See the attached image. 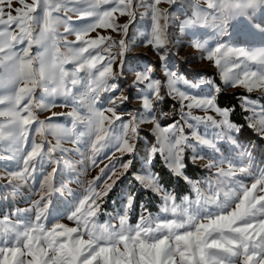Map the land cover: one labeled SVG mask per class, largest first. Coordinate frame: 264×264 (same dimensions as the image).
<instances>
[{
  "label": "snow or ice",
  "instance_id": "1",
  "mask_svg": "<svg viewBox=\"0 0 264 264\" xmlns=\"http://www.w3.org/2000/svg\"><path fill=\"white\" fill-rule=\"evenodd\" d=\"M13 3L14 0H0V29L16 24L23 28L22 20L30 23L29 17L39 19L35 15L38 9L39 12L46 10L49 20L63 23L69 32L75 33L80 50L87 53L86 66L96 68L99 77L107 82L106 91H118L120 86L116 81L125 71L134 72L133 84L145 86L142 107L146 113H132L125 120L117 111L118 104L129 99L123 94L113 99L108 107H100L94 121L96 134L91 140L90 164L98 167L96 157L109 145L113 154L108 157L109 163L99 168V174L88 182L78 205L66 217L75 226L61 221L47 222L53 194L67 191L64 187H53L57 172L53 167L43 175L28 207L17 209L12 216H0V264H264V167L251 171L252 152L236 145L235 159L213 158L206 165L215 170L212 179L192 180L184 175L186 149L192 147L195 152L198 148H206L215 152L218 141L236 144L234 134L239 133L241 127L230 119L235 108L218 105L217 96L222 89L214 81L204 78L190 81L165 65L168 95L178 101L180 118L161 128L155 114V105L164 100L161 80L152 77L150 67L138 71L136 58L127 56L133 41L123 37L128 35L136 8H145L144 14L150 16L147 43L159 50L165 45L172 19L170 10L160 5L175 4L176 0H33L32 4L27 0H15L18 7H13ZM204 3L206 8L194 5L193 16L185 21L186 24L199 23L205 13L218 16L219 10H224L235 17L264 6V0H204ZM73 16L87 23L74 27L71 24ZM118 17H127V22L118 23ZM254 28L264 33V23L255 24ZM97 29L118 32L122 38L117 41L111 35L100 34ZM94 32L93 37L91 33ZM194 46L203 49L205 58L220 68L226 83L243 87L249 93L255 89L264 91V48L246 50L224 43L208 48L197 41ZM114 47H118L119 52L113 53ZM160 58L166 59L163 55ZM229 64L242 74L229 76L226 71ZM251 65L258 66V70L251 71ZM178 83L184 90L177 87ZM240 99L241 109L249 113L245 117L248 126L264 137V104L249 97ZM194 109L204 115H194ZM3 115L0 113V117ZM61 115L75 118L74 113ZM9 119L10 124L0 122V141L5 142L0 145V161L13 159L14 145L26 148V151L21 166L14 171L5 169L6 174L0 176V180L19 188L29 183L45 164L52 163L51 154L57 149L62 153L68 150L62 148L63 136L59 132L55 136L56 143L44 140L46 126L52 124L51 118L47 122L41 121L26 110ZM146 121L153 124L157 136L156 144L149 148L147 164L151 165L155 156L161 154L169 171L191 186L195 198L184 196L177 202L172 192L159 183L156 174L136 175L135 179L145 191L159 197L163 215L152 216L141 202L137 222L129 223V213L137 202L136 193L132 192L127 195L123 213L98 223L104 199L132 166V160L124 158L135 154L139 125ZM198 125L215 131L211 135L201 133L197 130ZM186 128L192 130L190 135L186 134ZM30 132L39 134L41 140H29ZM198 158L200 155L192 156L193 161ZM55 162L66 167H72L74 163L71 159ZM247 176L252 179L245 183L241 178ZM205 184L208 195L202 192ZM26 212L32 214L29 221L22 223L15 218Z\"/></svg>",
  "mask_w": 264,
  "mask_h": 264
},
{
  "label": "rangeland",
  "instance_id": "2",
  "mask_svg": "<svg viewBox=\"0 0 264 264\" xmlns=\"http://www.w3.org/2000/svg\"><path fill=\"white\" fill-rule=\"evenodd\" d=\"M27 2L32 4L33 0H27ZM196 4H199L201 8H206L204 0H176L175 4L162 3L160 5L161 8L170 10L172 19L167 28L165 45L159 50L147 43L151 27L150 16L144 14L145 8L137 7L136 15L129 24L128 35L123 37L126 40L133 41L127 56L136 58L135 66L138 71L144 70L146 66L150 67L152 69V77L161 80V95L164 96V100L155 105V114L161 128L168 127V125L180 118L177 111L179 109L178 101L168 95L164 74L165 65L184 79L190 81L201 78L209 79L222 89L221 93H236L232 97L234 104L231 107H237L236 115L243 119L256 138H254L253 142H249L240 138L238 136L239 133H235L236 144L218 141V151L215 152L206 148H198L195 152L192 147L186 149L185 163L187 165L189 162L193 167L191 168L187 165L184 169V175L192 180L212 179L215 170L208 169L206 165L213 158L235 159L238 151L236 145L245 147L252 152L253 163L251 171L255 172L259 167H264V137L248 126L245 117L249 113L241 109L240 98L249 97L253 100H258L260 104H264V91L255 89L249 93L243 87H233L230 83H226L222 78L220 68L213 61L205 58L206 52L203 49H197L194 46V41L203 43L208 48L215 47L217 43H224L230 47L244 48L246 50L264 48V33L258 32L254 28L255 24L264 23V6L254 11L249 10L246 15H237L235 17L224 10H219L218 16L205 13L202 14L199 23L188 25L185 21L192 18L194 5ZM18 6L14 0L13 7ZM35 15L39 19L32 20L29 17L30 23L24 20L20 22L24 25L23 28L20 27V24H16L0 29V113L4 114L0 117V122L10 124L12 121L9 117H18L26 110H30L41 121L47 122L51 118L52 124L46 126L44 140L51 144L56 143L55 136L59 132L63 136L60 141L61 146L68 151L62 153L57 149L51 154L52 163L50 165L45 164L43 170H38L34 173V178L29 183L19 188L8 185L6 180H0V216H12L17 209L28 207L30 201L34 198V193L39 189L43 175L46 172H50L53 167H56L57 172L52 181L53 187H64L67 191L53 194L47 222L55 223L61 221L69 226H75L66 217L78 205L79 200L83 197L88 187V182L99 174V168L109 163L108 157L113 154V148L109 145L102 151L101 155L96 157L98 167L91 166L90 145L94 137L81 135V133L85 132L86 125L76 118L61 114H66L72 108H75L77 110L76 114L84 117L90 114V105L88 103L90 98L97 101V107L106 108L113 99L123 94L128 96L129 99L118 104L117 111L125 120L132 113L145 115L146 110L142 107V92L145 86L134 85V72L125 71L124 75L116 81L120 86L119 90L115 92L106 91L107 82L99 77V72L96 68L86 66L87 53L80 50V46L76 42L75 33L69 32L63 23L49 20L46 10L39 12L38 9ZM126 22L127 17H118V23ZM84 23H87V21H80L75 16L72 17V26L78 27ZM46 24L48 31L44 32ZM97 32L102 35H111L117 41L122 38L120 33L111 32V30L97 29ZM42 33L44 34L42 35ZM95 35V32L91 33V36L94 37ZM54 49H58L60 53L57 60L62 75L58 78L50 77L47 72L43 75L37 74L33 77L35 81V87H33L28 80H20L17 73L12 70L11 66L24 57L26 50L31 56L35 57L36 54L45 52L51 56ZM111 51L113 53L119 52V48L114 47ZM162 55L166 58L164 61L160 58ZM129 67H132V65L130 64ZM114 70H117L115 65ZM250 70L257 71L258 66L251 65ZM226 71H228L229 76L242 74L239 69H233L231 64L228 65ZM177 87L184 90L182 84L178 83ZM53 88L56 91H53ZM21 89L25 91H21ZM54 113L57 115L53 116ZM164 113L168 115L165 116L163 115ZM193 114L204 115L198 109H194ZM232 122L236 123L233 120ZM74 125L75 127H73ZM197 130L208 135L215 131L212 128H206L204 125H198ZM185 131L186 134L190 135L192 130L186 128ZM32 139L40 141L41 136L30 132L29 140ZM73 140L76 143H73ZM156 142L157 136L153 132V124L150 121L142 122L139 125V138L136 141L135 154L124 158L131 159L132 166L124 176L117 180L108 196L104 199L98 223H103L111 217H116L118 214L123 213L127 195L132 192L136 193L137 202L129 213V223L135 224L137 222L141 211L139 207L141 202L152 216L163 215L159 197L145 191L141 183L135 179L136 175L147 176L149 172L156 174L159 178V183L172 192L177 202L184 196H188L190 199L195 198L196 194L192 191L191 186L184 179L174 176L169 171L161 154L158 153L155 156L151 165L147 164L149 148ZM4 144L5 142L0 141V145ZM13 148V159L0 161V176L6 174L5 169L14 171L21 166L26 148H21L19 145H14ZM194 154L200 155V158L193 161L192 156ZM116 155L119 156L118 153ZM57 159H71L74 163L72 167H66L63 164L58 166L55 162ZM241 179L248 183L252 177L247 176ZM180 183L185 188L183 191L180 190ZM202 192L204 195L209 194L206 184L202 186ZM31 217L32 214L26 212L15 218L24 223L29 221ZM112 222L116 223L115 220Z\"/></svg>",
  "mask_w": 264,
  "mask_h": 264
},
{
  "label": "clouds",
  "instance_id": "3",
  "mask_svg": "<svg viewBox=\"0 0 264 264\" xmlns=\"http://www.w3.org/2000/svg\"><path fill=\"white\" fill-rule=\"evenodd\" d=\"M47 31L48 26L46 24L44 32ZM43 34L44 33H42V35ZM59 54V50L54 49L51 56L45 52L42 54L38 53L35 57H33L26 50L24 57L20 58L16 64L11 67L12 70L17 73V76L20 80H28L32 83L33 87H35V81L33 77H35L37 74L43 75L45 72H47V74L54 79L62 75L61 68L57 60ZM53 91H56V89L53 88ZM88 103L90 105L89 115L80 117L76 114L77 110L75 108H72L68 113H74L75 118L86 125L85 132L81 133V135H90L94 137L96 134L94 121L96 114L101 111V108L96 106L97 101L95 99L90 98ZM73 127H75V125Z\"/></svg>",
  "mask_w": 264,
  "mask_h": 264
},
{
  "label": "trees",
  "instance_id": "4",
  "mask_svg": "<svg viewBox=\"0 0 264 264\" xmlns=\"http://www.w3.org/2000/svg\"><path fill=\"white\" fill-rule=\"evenodd\" d=\"M236 93H220L217 97V102L219 103V105L223 106H233L232 104H234V99L232 98ZM233 108H235V111L231 114V119L233 121H235L240 127V131L238 136L244 140H247L249 142H253L254 138H256V136L252 133V131L246 126L245 122L243 121V119L241 117H239L238 115H236V109L237 107L234 106ZM187 165H189V167H193V165H190V163L188 162ZM169 185V184H167ZM180 190L183 191L185 188L182 186V184L180 183Z\"/></svg>",
  "mask_w": 264,
  "mask_h": 264
}]
</instances>
